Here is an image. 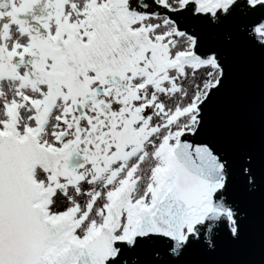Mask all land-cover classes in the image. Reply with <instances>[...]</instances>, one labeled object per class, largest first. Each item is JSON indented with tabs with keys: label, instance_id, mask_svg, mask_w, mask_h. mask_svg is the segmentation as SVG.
<instances>
[{
	"label": "snow or ice",
	"instance_id": "6c2138e0",
	"mask_svg": "<svg viewBox=\"0 0 264 264\" xmlns=\"http://www.w3.org/2000/svg\"><path fill=\"white\" fill-rule=\"evenodd\" d=\"M0 264H264V0H0Z\"/></svg>",
	"mask_w": 264,
	"mask_h": 264
},
{
	"label": "water",
	"instance_id": "95a60500",
	"mask_svg": "<svg viewBox=\"0 0 264 264\" xmlns=\"http://www.w3.org/2000/svg\"><path fill=\"white\" fill-rule=\"evenodd\" d=\"M243 105V121L246 130L258 131L260 118L261 83L259 69L250 71L238 83Z\"/></svg>",
	"mask_w": 264,
	"mask_h": 264
}]
</instances>
